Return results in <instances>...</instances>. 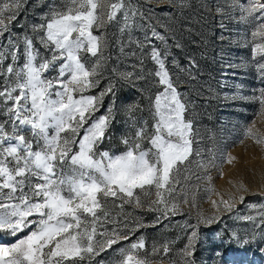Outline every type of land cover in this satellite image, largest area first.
Segmentation results:
<instances>
[{"label":"snow or ice","instance_id":"6c2138e0","mask_svg":"<svg viewBox=\"0 0 264 264\" xmlns=\"http://www.w3.org/2000/svg\"><path fill=\"white\" fill-rule=\"evenodd\" d=\"M26 4L27 0H0V237L6 233L16 238L29 230L13 243H0V264H94L96 256L130 240L132 229L127 227H112L109 234L110 201L119 200L120 208L147 204L148 211L159 213L155 222L160 223L185 215L177 202L184 183L198 182L202 172L212 179L206 165L215 166V158L195 161V170L189 167L201 153L194 148L198 141L194 122L188 118L191 102L181 91L180 77L171 71L177 63L174 57L170 61V48L183 47L178 33L195 35V25L205 13L218 22L222 42L226 32L231 35L229 24L244 25L250 30L247 67L264 85V42H256L257 37L264 41V0H200L199 4L194 0H157L156 4L152 0H64L61 8H50L40 23L15 34L13 27ZM158 8L169 10L159 18L167 21L164 24L154 22ZM190 9L200 11L199 19L195 11L186 15ZM114 23L119 25L117 40L107 35V27ZM137 32L143 33V39L135 37ZM113 43L122 55L139 57L132 71L108 68L111 57L105 53ZM132 45L135 48L126 52ZM89 57L95 62L90 63ZM145 59L154 71L145 69ZM193 69L198 72L199 65L189 57L188 67L180 71L195 80ZM105 72H110L106 87L98 95L88 94L105 79ZM122 86L136 91L138 98L119 103ZM106 96L111 103L97 116ZM240 98L258 104L264 113V86L251 97ZM122 111L128 131L120 142L126 150L100 151ZM245 135L264 143V133L255 123ZM182 170L191 171V178L178 180ZM152 190L155 199H141L140 193L147 196ZM251 195L264 199V193ZM235 199L229 194L228 199L213 201L214 206L222 205V211L198 213L194 223H186L184 264H196L200 230L232 213ZM244 200L240 195L239 201ZM180 201L195 206V199L183 193ZM241 219L253 223L254 232L233 231L229 243L241 248L264 243V205L255 215ZM145 249L143 237L121 248L119 264H146L139 258ZM162 251L167 255L170 249L165 245ZM260 251L264 253V247Z\"/></svg>","mask_w":264,"mask_h":264},{"label":"rangeland","instance_id":"374dc122","mask_svg":"<svg viewBox=\"0 0 264 264\" xmlns=\"http://www.w3.org/2000/svg\"><path fill=\"white\" fill-rule=\"evenodd\" d=\"M159 2L163 3V0H159ZM63 3L64 0H27L26 8L19 18V24L13 27V32L20 34L31 24L40 23L41 18L49 12L50 8H61ZM152 3L156 4L157 0H152ZM194 3L199 4L200 0H194ZM193 11L196 12V18L199 19V10H187L186 15L191 16ZM168 13L169 10L167 8L154 9L156 18L154 22L158 21L159 24L166 23L167 21L159 18L167 16ZM19 25H23V27ZM118 28L119 25L115 23L108 26L107 35L113 40L119 39ZM228 28L231 35L229 36V33L226 32L222 42L218 22L205 13L204 19L201 20L200 24L195 25V35L189 36L187 33H178L177 38L180 42L185 43L183 47L178 49L180 57H176L177 53L173 50L174 46L170 48V61L174 57L177 63L176 67H171L170 64L174 76L182 73L180 69L188 65L189 56L186 54V46H190L198 60H204L205 57L209 60L212 67L210 78L213 84L209 94L214 104L211 105L213 108L211 117L215 128L211 130L205 124H197L195 126L198 143L194 145V148L201 153V157H195L193 165L189 167L195 170V161L203 158L206 162L209 159L215 158L213 160L215 166L206 165L208 174L211 175L212 179L209 181L202 172V178L198 182L194 179H189L188 182L184 183L183 189L178 190L177 202L180 203L185 215L181 219L172 220V225L183 222L185 218H191L194 223L198 213L207 216L215 213L217 208L222 211V205L217 203L214 206L213 201L219 202L222 197L228 199L229 194H233L236 199L232 202L236 203V208L233 209L232 213L224 214L222 227L228 230L229 233L237 231L241 235H246L254 232V224L244 222L241 217L255 215L256 211L260 210L261 206L264 205V199L260 195H251V193H264V143H255L252 138L245 135V130L255 123L256 128L261 133H264V113L261 112L258 104L248 99H241L240 97H251L254 90L264 85H261L255 73L247 67V61L251 57V48L248 46L246 33L250 30L244 25L237 27L235 24H229ZM158 30L160 29L158 28ZM135 37L143 39V33L137 32L135 33ZM124 39L127 40V37H124ZM193 40L195 43H193ZM256 42L260 43L264 41H261L257 37ZM156 43L159 46V43ZM169 44H172L171 40ZM134 48L135 45H132L126 48V52H131ZM105 54L111 57L108 61V68L116 67L122 71H132L131 66L137 64L139 60L138 56L122 55L117 43H113ZM89 61L90 63L95 62L94 58L91 57H89ZM228 65H232V67L228 68ZM144 67L148 71H154L155 66L149 59H145ZM225 70H227L226 75L224 74ZM50 75H55V73H51ZM104 75L105 79L101 80L99 86L90 90L88 94L98 95L106 87L108 83L107 77L110 75V72H105ZM137 98L138 93L127 86L118 88L119 103H131ZM110 103L111 97H104V107L100 109L97 116L104 114ZM126 119L127 117L122 111L112 128L111 138L105 140L99 149L100 151L107 150L110 153L119 154L126 150L125 146L120 142V137L128 131L125 123ZM184 176L191 178L192 172L182 170L177 179L183 180ZM241 185L246 187L248 191H243ZM181 193L186 195L189 200L194 198L195 206L183 204L180 201ZM139 195L141 199L151 201L155 199V190H152L151 194L147 196L145 193H140ZM240 195L245 197L243 202L239 201ZM132 205L134 206V204ZM116 208L120 207L116 206ZM140 208L146 209L148 206L145 204ZM123 212L128 215L131 214L127 207L120 213L123 214ZM28 232L29 230H25L16 238L5 233L0 237V243H13L15 239L28 235ZM186 234L180 232L179 228H176L174 235H169L164 231L150 234L149 238L159 241L161 251H158L157 248H155V252L153 251L154 248L145 249L140 252L139 258L146 259V264H175L166 260L165 254L162 251V247L167 244L164 242H168L167 240L170 239V242L173 244L172 251H175L179 264H184L181 250L187 243V239H185L186 241L182 248L174 245H176L178 240L186 237ZM202 234L204 232H200V240L202 241L204 252L201 257V264H264V253L260 251V248L264 247V243L257 241L243 248L240 247V251L232 253L222 252V254H219L216 247L207 248L210 246V242ZM209 236L215 238L212 239L214 242L219 240L216 239L218 235L214 233ZM223 237L227 239L225 234ZM221 240L223 239H220L218 242ZM135 241L127 243L124 247L127 248L130 243ZM100 243H103L102 238H100ZM235 245L238 246L236 243Z\"/></svg>","mask_w":264,"mask_h":264},{"label":"trees","instance_id":"16d2710c","mask_svg":"<svg viewBox=\"0 0 264 264\" xmlns=\"http://www.w3.org/2000/svg\"><path fill=\"white\" fill-rule=\"evenodd\" d=\"M181 43L183 46L185 45L184 42L181 41ZM173 50L177 53L176 57H180L178 54V49L174 48ZM185 50L186 54H188L187 56L193 57L199 65L198 72L196 69L192 70V75L196 76L195 80L188 79V72L176 74V76L180 77V83L182 85L181 91L191 102L189 106L190 110L188 113V118L194 122V126H196L197 124H205L208 125L209 129L214 130V122L212 121L211 117V113L213 111L211 105L214 104L209 94L210 88L213 87L212 80L210 78V74L212 71L211 64L209 60L206 59V57L204 60H198L195 52L190 48V46H186ZM187 67L188 65L184 68ZM106 97L108 98L109 96ZM109 203L111 204L108 205V211L112 215V220L109 221L107 225L109 234H111L112 227H117L120 229H124L125 227H127L129 229H132V232L129 233V241L114 245L111 249L102 252L99 256H96L94 258V264H119V261H121L123 256V254L120 252V249L125 248L124 246L127 243L138 240L141 237H143L146 243V250L157 248L158 251H161L159 241L149 238L150 234L164 231L169 235H174L176 228H179L180 232L185 234L187 233V229L185 227L186 223H193L191 218H185V222L183 221L181 223L172 225V220L181 219L183 215L170 216L167 219H162L160 223H156L155 221L159 213L148 211V208H137L132 204H126L123 208H116L115 205L120 204L119 200L115 201V203H112L111 201ZM125 207H127L131 212L130 215L126 214L125 212H123V214L120 213ZM223 222L224 221L222 219L220 223H215L210 228H202L200 230V232H204V234H202L204 238L210 242V246H208L207 248L216 247L219 251V254H222V252L232 253L240 251V247L236 246L234 242L229 243V231L222 227ZM137 225H141V227H137ZM212 233L218 235L216 236V239H223L221 240L222 242H218L219 240L217 242H214V240L212 239L215 238L209 236L210 234L212 235ZM224 234L227 236V239L223 237ZM185 239L186 237L178 240L176 242V245L174 246L182 248L184 242L186 241ZM167 241L168 242L164 243H167L166 245H168L170 251L167 255H165L166 260H169L175 264H179V260L177 259L175 251H172V242H170V239H168ZM202 253L204 252L202 248V241L200 240L197 244L195 253L196 264H201Z\"/></svg>","mask_w":264,"mask_h":264}]
</instances>
